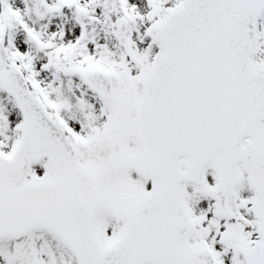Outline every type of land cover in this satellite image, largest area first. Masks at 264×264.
Returning a JSON list of instances; mask_svg holds the SVG:
<instances>
[{
	"label": "snow or ice",
	"instance_id": "snow-or-ice-1",
	"mask_svg": "<svg viewBox=\"0 0 264 264\" xmlns=\"http://www.w3.org/2000/svg\"><path fill=\"white\" fill-rule=\"evenodd\" d=\"M0 264H264V0H0Z\"/></svg>",
	"mask_w": 264,
	"mask_h": 264
}]
</instances>
